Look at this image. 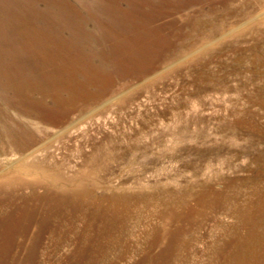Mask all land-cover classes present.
Segmentation results:
<instances>
[{
    "label": "rangeland",
    "instance_id": "1",
    "mask_svg": "<svg viewBox=\"0 0 264 264\" xmlns=\"http://www.w3.org/2000/svg\"><path fill=\"white\" fill-rule=\"evenodd\" d=\"M164 2L0 0V36L15 42L3 59L18 64L23 94L44 116L23 124L46 142L35 153L39 160L58 163L37 169L29 153L5 141L0 143V166L14 173L7 181L15 185L39 179L72 190L110 180L154 192L148 202L133 199L131 204H153L159 213L189 182L196 184L191 192L195 202L202 183L216 180L215 175L234 179L231 191H240L243 203L253 197L255 181L264 190V178L257 179L264 161L254 148H264V62L257 61H264V0H193L179 10L163 8ZM169 2L178 6L184 0ZM154 15L161 18L150 27L134 31L125 25L136 17L148 23ZM32 30L36 41L29 46L22 38ZM151 31L155 36L147 35V46L156 49L149 54L165 48L163 55L124 52L122 48L135 45L136 35ZM188 33L192 35L180 36ZM151 62L150 70L138 68ZM131 69L132 75L127 74ZM86 76L114 78L112 92L89 102L84 112L62 118L54 111L55 97L79 91L77 80ZM48 94L45 106L37 108V100ZM252 122L261 127L260 135L254 134ZM216 185L224 186L223 180ZM136 215L146 217L139 226L133 223L137 234L159 220L147 212Z\"/></svg>",
    "mask_w": 264,
    "mask_h": 264
},
{
    "label": "bare ground",
    "instance_id": "2",
    "mask_svg": "<svg viewBox=\"0 0 264 264\" xmlns=\"http://www.w3.org/2000/svg\"><path fill=\"white\" fill-rule=\"evenodd\" d=\"M165 1L163 8L179 10L193 0H184L178 6ZM215 1L232 4L231 0ZM145 6L150 8L151 3ZM159 18L161 15H154L145 23L136 17L135 22L126 20L125 25L138 31L156 24L154 19ZM33 30L26 40L22 38L29 46L36 41L37 31ZM188 34L180 36L192 35ZM143 35H136L135 45L122 48L124 52L133 57H148L150 51L154 52L155 46H147L146 39L147 35L155 36L154 32ZM139 43L146 45L136 46ZM14 44L12 38L0 36L3 53L0 61V143L8 141L23 153H29L27 156L33 158L37 169L39 166L56 168L58 163H52L47 157L39 160L35 153L46 142L41 143L33 130H27L23 124L24 120L31 123L33 117L44 119V116L34 109L35 101L23 94L18 64H9L3 59L6 50ZM164 49L158 48L156 53L149 55L160 57ZM154 63L138 68L147 71ZM133 72L131 69L126 73L132 75ZM77 81L79 91L55 97L54 111L67 120L76 112H84L89 102L112 92L115 83L114 78L100 80L99 76H86ZM91 84L97 89L88 90ZM49 96H45L44 101L37 100L35 106L44 107ZM252 124L254 134L260 135L261 127ZM254 148L257 158L264 161V148ZM188 166L195 168L193 164ZM257 172V179H263L264 163ZM10 174L14 173L0 166V264H264V190L257 181L253 197L245 203L240 201V191H231L235 180L227 176L215 175L216 180L203 182V191L195 202H192L191 192L196 184L189 182L168 204H163L165 207L159 213L153 210V204H131L133 199L138 203L148 202L147 198L155 195L154 192L117 186L110 180L99 179L98 188L85 185L70 190L39 179L35 183L18 180L13 185L5 179ZM221 180L224 186L219 188L216 184ZM25 183L28 184L23 185ZM12 186L15 187L10 188ZM138 212L157 216L158 223H150L151 227L139 234L133 232V223L139 226L146 218L137 216ZM211 224L213 227L209 230Z\"/></svg>",
    "mask_w": 264,
    "mask_h": 264
}]
</instances>
